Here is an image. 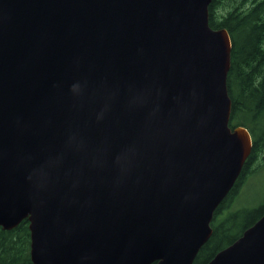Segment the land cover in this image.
Instances as JSON below:
<instances>
[{
	"label": "water",
	"instance_id": "water-1",
	"mask_svg": "<svg viewBox=\"0 0 264 264\" xmlns=\"http://www.w3.org/2000/svg\"><path fill=\"white\" fill-rule=\"evenodd\" d=\"M212 0H0V227L33 264H192L250 155ZM206 264H264V213Z\"/></svg>",
	"mask_w": 264,
	"mask_h": 264
},
{
	"label": "trees",
	"instance_id": "trees-1",
	"mask_svg": "<svg viewBox=\"0 0 264 264\" xmlns=\"http://www.w3.org/2000/svg\"><path fill=\"white\" fill-rule=\"evenodd\" d=\"M208 22L211 27H224L229 33L231 56L226 80L231 99L229 124L247 128L253 145L233 187L215 209L211 236L192 264H206L264 213V210L261 213L262 207L229 210L249 162L264 151V0H212L208 5ZM262 158L264 161V154ZM224 207H227V212L222 211L218 216ZM239 217L242 221L254 218L244 225L240 233L233 235L234 224ZM29 249L27 219L10 230L0 227V264H33Z\"/></svg>",
	"mask_w": 264,
	"mask_h": 264
},
{
	"label": "rangeland",
	"instance_id": "rangeland-1",
	"mask_svg": "<svg viewBox=\"0 0 264 264\" xmlns=\"http://www.w3.org/2000/svg\"><path fill=\"white\" fill-rule=\"evenodd\" d=\"M230 125V124H229ZM231 126V125H230ZM263 152H259L250 162L245 169L243 179L239 183L237 193L234 200L231 201L229 210L236 209L238 207L243 208H258L262 207L264 210V161L262 158ZM228 207V206H227ZM227 207H224L218 214L221 215L222 211L227 212ZM260 213V214H261ZM259 214V215H260ZM255 217V216H254ZM240 220L234 224L233 235L240 233L245 224L253 220V218Z\"/></svg>",
	"mask_w": 264,
	"mask_h": 264
}]
</instances>
